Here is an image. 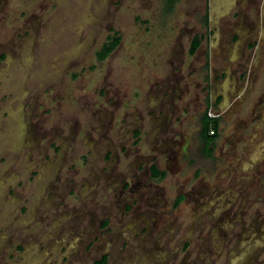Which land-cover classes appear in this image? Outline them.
<instances>
[{
    "label": "rangeland",
    "instance_id": "rangeland-1",
    "mask_svg": "<svg viewBox=\"0 0 264 264\" xmlns=\"http://www.w3.org/2000/svg\"><path fill=\"white\" fill-rule=\"evenodd\" d=\"M0 264H264V0H0Z\"/></svg>",
    "mask_w": 264,
    "mask_h": 264
},
{
    "label": "trees",
    "instance_id": "trees-1",
    "mask_svg": "<svg viewBox=\"0 0 264 264\" xmlns=\"http://www.w3.org/2000/svg\"><path fill=\"white\" fill-rule=\"evenodd\" d=\"M178 0H165V13L172 14L175 10V6ZM207 24L208 22L205 21ZM120 37L115 36L109 38V40L102 46V48L97 52V60L99 63L104 62L119 46L120 44ZM201 39L200 37H195L191 44L190 54L194 55L199 47L201 46ZM220 118L211 119L208 117L207 112L202 115L201 119V127L199 130V138H200V153L204 158L212 159L214 156L215 148H216V139L218 138L219 134V126H220ZM153 175L155 177L158 176H165L164 172L158 171L156 167L152 169ZM182 202V197L178 199V203Z\"/></svg>",
    "mask_w": 264,
    "mask_h": 264
},
{
    "label": "built area",
    "instance_id": "built-area-1",
    "mask_svg": "<svg viewBox=\"0 0 264 264\" xmlns=\"http://www.w3.org/2000/svg\"><path fill=\"white\" fill-rule=\"evenodd\" d=\"M207 114H208V117L211 119H217V118L221 117L220 114H218L214 111L212 106L208 109Z\"/></svg>",
    "mask_w": 264,
    "mask_h": 264
},
{
    "label": "flooded vegetation",
    "instance_id": "flooded-vegetation-1",
    "mask_svg": "<svg viewBox=\"0 0 264 264\" xmlns=\"http://www.w3.org/2000/svg\"><path fill=\"white\" fill-rule=\"evenodd\" d=\"M255 157H256V155H255Z\"/></svg>",
    "mask_w": 264,
    "mask_h": 264
},
{
    "label": "crops",
    "instance_id": "crops-1",
    "mask_svg": "<svg viewBox=\"0 0 264 264\" xmlns=\"http://www.w3.org/2000/svg\"><path fill=\"white\" fill-rule=\"evenodd\" d=\"M209 106V105H208Z\"/></svg>",
    "mask_w": 264,
    "mask_h": 264
}]
</instances>
